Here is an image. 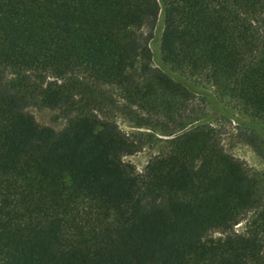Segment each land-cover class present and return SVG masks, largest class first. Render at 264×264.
Segmentation results:
<instances>
[{"label": "trees", "instance_id": "trees-1", "mask_svg": "<svg viewBox=\"0 0 264 264\" xmlns=\"http://www.w3.org/2000/svg\"><path fill=\"white\" fill-rule=\"evenodd\" d=\"M187 79L264 143V0H0V264H264V172L180 113ZM110 88L168 137L142 173L123 158L153 134L118 128Z\"/></svg>", "mask_w": 264, "mask_h": 264}, {"label": "rangeland", "instance_id": "rangeland-1", "mask_svg": "<svg viewBox=\"0 0 264 264\" xmlns=\"http://www.w3.org/2000/svg\"><path fill=\"white\" fill-rule=\"evenodd\" d=\"M162 22L159 18L154 30L151 32L144 29V35H147L150 52L153 58V65L157 66L160 59L159 43L162 33ZM198 92L183 103L180 113L184 116H193L200 122L210 124L220 133L221 145L226 153L233 155L241 160L251 170L264 172V143L252 141L250 138L253 131L245 125L251 120L246 117L230 101L220 98L213 88L204 84L200 80H188ZM109 93L117 102V110L112 111V119L116 122L118 128L127 135L132 134H153V137L147 138L144 147L123 158V160L135 167L137 173H142L147 162L157 155L164 147V140L168 137L154 134L155 131L147 127H136L135 121L129 120L123 111L120 110L121 100L117 91L110 88ZM26 111L31 114L40 126H48L56 131L61 130L66 124L59 109L38 108L29 106ZM244 229V222L235 226V231L241 233ZM218 236V234H215Z\"/></svg>", "mask_w": 264, "mask_h": 264}]
</instances>
